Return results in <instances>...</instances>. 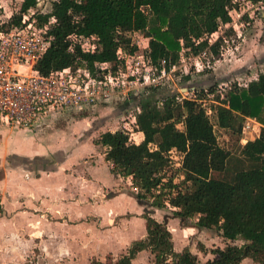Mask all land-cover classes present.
I'll return each instance as SVG.
<instances>
[{
  "label": "trees",
  "instance_id": "1",
  "mask_svg": "<svg viewBox=\"0 0 264 264\" xmlns=\"http://www.w3.org/2000/svg\"><path fill=\"white\" fill-rule=\"evenodd\" d=\"M239 1L56 0L50 13L38 15L39 26L52 18L56 22L48 32L53 37L51 47L36 68L47 75L85 62L92 68L95 63H110L116 71L125 63L119 51L124 57L140 52L134 34L148 39L141 54L159 71L204 52L220 57L221 40L210 44L209 39L232 22L231 11ZM37 5L38 0H24L5 30L20 26L23 16ZM72 34L98 37L101 50L84 53L77 45L70 50ZM185 79L190 81L191 74ZM158 89L146 86L131 98L139 108L135 117L142 142L131 141L122 130L101 135L98 144L106 148L111 172L131 178L136 197L149 206L171 207L174 217L193 221L199 229H216L231 241L242 238L244 244L212 249L213 258L200 263L189 248L177 251L167 224L146 212L144 238L133 241L112 263L93 260L91 264H134L143 251L151 253L154 264H242L247 258L264 264V128L237 152L222 147L215 131L217 126L230 129L240 139L247 118L264 125V72L245 85H235L223 98L214 87L197 88L193 97L160 96ZM211 95L218 104L208 108L205 101ZM173 154L181 155L178 167Z\"/></svg>",
  "mask_w": 264,
  "mask_h": 264
},
{
  "label": "rangeland",
  "instance_id": "2",
  "mask_svg": "<svg viewBox=\"0 0 264 264\" xmlns=\"http://www.w3.org/2000/svg\"><path fill=\"white\" fill-rule=\"evenodd\" d=\"M23 1L0 0V29L8 28L10 19L20 13ZM54 1L56 0H38L37 7L31 9L28 16L34 15L38 19V15L50 13ZM238 3L239 7L236 10L240 14L233 10L232 22L226 28L224 25L221 26L220 30L211 36L213 41L222 36H226L229 41L227 44L224 43V46L222 44L221 56L219 58L216 56L215 60L209 58L210 67L200 72L194 64L189 63L187 67L180 65L181 67L164 80L166 84L158 87L160 96L179 93L181 97H193V91H190L191 86L199 89L214 87L225 96L235 85H245L255 79L259 73L264 72V17H262L264 10L262 8L257 10V7L252 6V3L247 0H240ZM247 13L251 15V18ZM132 38L134 43L140 47L139 54L144 53L147 45L146 38L140 34H134ZM188 74H191L190 81L185 79ZM143 88L138 85L139 92H136L134 88L125 96L114 93L110 101L98 103L88 113L87 110L82 113H77L78 111L56 113L27 130L0 124V202L3 206L0 223L1 218L17 216L19 227L24 222L22 218L33 217L34 219L32 234L27 232L25 234L20 229L14 238L0 239V264H91L93 260L112 263L121 256L124 252L123 247L118 245V242L110 243L101 236L72 239V242L66 240L67 243L59 240L57 234L60 228L55 227L57 229L53 233L52 228L47 229L45 221L53 216L49 215L46 209L47 204L42 206V192L35 190L37 187L32 186L29 178H44L47 177V171L61 168L59 175L65 180L60 182L52 177L46 182L51 185L66 184L67 187L71 185L69 181L72 180L83 190L96 186L94 185L96 181L94 170L102 174V176L98 175L99 178L112 179L105 161L106 148L99 145L98 141L107 131L122 130L130 134L131 141L141 142L142 137L139 136L138 128L133 123L138 108L136 101H132L131 98L133 95H138L137 93H140ZM215 99L210 96L206 99L205 105L210 108L218 104ZM211 119L215 122L214 116H211ZM253 126L254 128L247 133V140L258 138L261 129L264 128L261 123ZM215 131L219 143L227 150L237 152L238 148L243 145L241 141L243 133L239 139L231 133L230 129H221L217 126ZM79 147L81 150H78ZM72 150L78 153L77 158L65 164ZM173 157L178 167L181 163V155L173 154ZM10 173L13 174V179L6 178L5 175ZM215 175L218 174L215 173ZM111 181H113L111 186L115 189L114 193L131 196L130 198L137 201L136 190L128 187L125 180ZM111 186L102 189L104 198H113L118 195L109 194ZM78 191L76 189V192ZM123 198L114 200L113 205H122L128 211L134 210L135 205L128 206ZM90 199L94 202L95 198ZM128 202L131 201L128 200ZM89 208L90 206H84L75 211L74 209L77 208L71 206L67 210L75 214L71 216L81 217L87 213ZM148 211L153 210L147 204L146 212ZM156 217L159 221L165 222L172 232L175 249L180 252L184 248H189L197 255L200 263L213 258L212 249L244 244L242 238L231 241L224 238L222 233L216 229H199L195 227L193 221H184L174 217L171 207L163 209ZM142 232L146 233V222L144 228L143 226L136 227V229L131 227L129 232H126L125 240L133 241L145 237L146 234ZM64 254H66L65 257H63ZM153 258L150 252L145 251L139 257L138 264H154ZM247 260L244 264H257L251 259Z\"/></svg>",
  "mask_w": 264,
  "mask_h": 264
},
{
  "label": "built area",
  "instance_id": "3",
  "mask_svg": "<svg viewBox=\"0 0 264 264\" xmlns=\"http://www.w3.org/2000/svg\"><path fill=\"white\" fill-rule=\"evenodd\" d=\"M251 5L256 6L257 10H264V2ZM55 22L56 19L52 18L48 24L39 26L34 15L29 17L25 14L20 26L0 30V124L27 129L56 112L90 110L98 103L110 101L114 93L125 96L134 88L139 92L138 85L141 88L160 87L179 68L173 66L167 70L163 67L159 71L145 55L124 57L119 51V59L125 63L119 65L116 71L112 70L113 65L110 63H95L92 68L84 62L44 75L37 70L36 65L51 47L53 37L48 32L50 25ZM68 39L71 41L70 50L76 45L84 53L93 54L101 50L99 39L94 35L86 37L72 34ZM218 39L221 40V56L222 44L224 46L229 41L226 36L217 37L214 41L210 38L209 41L212 44ZM209 58L215 60L216 57L204 52L190 61L200 72L210 67ZM182 63L184 67L187 65L184 59ZM132 85L134 87L131 88ZM195 90V87L190 88V91ZM208 114H211V110H208ZM134 120L136 126V117ZM255 123V119L246 121L242 129V142L248 141L247 133L254 128Z\"/></svg>",
  "mask_w": 264,
  "mask_h": 264
},
{
  "label": "crops",
  "instance_id": "4",
  "mask_svg": "<svg viewBox=\"0 0 264 264\" xmlns=\"http://www.w3.org/2000/svg\"><path fill=\"white\" fill-rule=\"evenodd\" d=\"M234 11L237 12L236 9H234ZM237 14H239V13L237 12ZM262 15H264V13ZM231 16H233L232 11H231ZM248 16H250V18H251V15L248 14ZM262 17H264V16H262ZM227 26H228V24L224 25V28H226ZM146 40H147V45L145 48L148 47V42H149L148 39H146ZM183 59L186 61V64H187L185 67H187L189 65V63L193 64V62L190 61L191 58L190 59L182 58L181 63H182ZM187 61H188V63H187ZM182 64H180V65H182ZM180 65H179V67H181ZM193 87H195V86H193ZM195 88L197 89V87H195ZM91 109H93V108H91ZM90 110H87V113ZM68 112H71V111H68ZM72 112H75V111H72ZM56 113H61V112H56ZM56 113H53L49 116L55 115ZM77 113H82V112H77ZM248 119H251V118H247L246 121ZM37 124H38V122L33 126H36ZM255 124H259V122L256 121ZM32 127H30V128H32ZM17 128H19V127H17ZM30 128H27V129H30ZM22 129L27 130L26 128H22ZM138 134H139V136L142 137V139H141V142H142L144 140V135L142 132H139ZM135 142L140 143L137 141H135ZM247 142H243L242 144H246ZM78 150H81V147H79ZM77 154H78L77 152H74L72 150V152L69 155V158L65 161V164L71 163L72 160H75L77 158ZM105 161H106V159H105ZM107 166H108V171H109L112 179H109L107 177L106 178H99L98 175L102 176V174L99 171L94 170V172L96 173V175L94 176V179L96 180L94 185H96V186H94V187L92 186L91 189L89 188V189L83 190L80 188V186L78 184H76V182H73L72 180L69 181L71 185H67V187L65 186L66 184L51 185L48 182H46V180H48L49 178H52V177H54L56 180H58L60 182L62 180H65L63 178L61 179V175H59L61 172V168H56L55 170L49 171V172L47 171V177H44V178L41 177L40 179L29 178V181L31 182L32 186L34 185L35 187H37L35 190L38 189V191L42 192V195H41L42 196L41 197L42 206L47 204L46 209L48 210L49 215L53 216L52 218H49V220L45 221V222H47V229L52 228V233H53L54 230L57 229L55 227L60 228L59 234H57V238L59 240L61 239L64 242H66V240H69L72 242V239L78 240V239H82L83 237L84 238H89V237L92 238L93 236H101L110 243L112 241L118 242V245L120 244L121 247H123V249H124V252L121 253V255H122L123 253H125L127 251L128 247L130 246V244L133 241L139 239V238H137L133 241L125 240L126 232H129L131 227L135 228V229H136V227H141V226H143V228L145 227L146 219L144 218V214L146 213L147 204L145 201L138 199L136 196L135 197H136L137 201L130 198L131 196L127 197L124 194H121V193L118 194V192L114 193L115 189L114 188L112 189L111 185L113 184V181H111V180H114V182L125 180L128 187H131L132 182H131L130 178L126 179V178H121V177L115 176L111 172V164L109 162H107ZM16 175H15V177H17ZM0 176H1V174H0ZM5 176L7 179L8 178L13 179V174H11V173L7 174ZM101 183H102V186H101ZM99 186L101 188H99ZM107 186H111V190L109 191V194L111 193L112 195L113 194H115V195L118 194V195H116L115 197L112 196L113 198H104V194H102V189L107 188ZM27 188H29L28 184H27ZM76 189L79 190L80 193H79V191L76 192ZM120 196L124 197L123 201H126V204L128 206L131 204H134L135 209L128 211L122 205L121 206L113 205L114 200H116L117 198L118 199L122 198ZM91 197L95 198L94 202L90 201ZM86 199H88V201ZM53 200H54V202H52ZM128 200L131 201L132 203L128 202ZM55 202H57V203H55ZM0 204L2 206L1 202H0ZM71 206H74L75 208H77V209H74L75 211L82 209V207L84 208V206H90V208L88 209L87 213L84 216L80 217V216H71L74 213L73 212L69 213L67 210ZM149 207H151V206H149ZM121 208H122V210H121ZM151 208L153 210L152 211L153 213L150 211H148V212H150L154 218H157L156 217L157 214H159L160 211H162V210L157 209V208H153V207H151ZM43 210H45V209L43 208ZM2 212H3V206H2ZM77 213L78 212H76V214ZM80 214L82 215L81 212H80ZM8 217L7 218H1L2 222L0 223V239L1 238L12 239L17 235L16 232H18L20 229L23 230L24 233L27 232V233L32 234L34 232V230H33V226H34L33 217L22 218L21 220L24 222L21 223V225L19 227H18L19 217H17V216H15L14 218L13 217L10 218V216H8ZM53 218H55V220H52ZM92 220L94 222V225H93V222L91 223ZM48 226H49V228H48ZM23 231H21V232H23ZM142 233L146 234L147 230H146V233L145 232H142ZM142 238H144V237H142ZM143 253H145V251H143L137 255L136 259L133 262L134 264H138L139 257ZM65 256H66V254L63 255V257H65ZM247 259H249V258H247ZM247 259H245V260L248 261ZM245 260L243 261L242 264H244V262H246Z\"/></svg>",
  "mask_w": 264,
  "mask_h": 264
}]
</instances>
